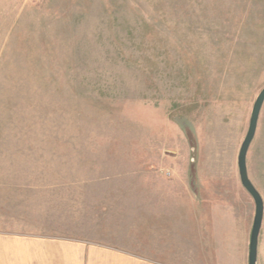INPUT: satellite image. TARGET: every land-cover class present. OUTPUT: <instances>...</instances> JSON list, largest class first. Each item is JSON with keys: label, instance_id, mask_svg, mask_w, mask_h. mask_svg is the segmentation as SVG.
Returning a JSON list of instances; mask_svg holds the SVG:
<instances>
[{"label": "rangeland", "instance_id": "374dc122", "mask_svg": "<svg viewBox=\"0 0 264 264\" xmlns=\"http://www.w3.org/2000/svg\"><path fill=\"white\" fill-rule=\"evenodd\" d=\"M263 86L264 0H0V230L84 238L187 203L157 215L247 264L237 155ZM246 167L264 204V102Z\"/></svg>", "mask_w": 264, "mask_h": 264}, {"label": "crops", "instance_id": "0c3cea01", "mask_svg": "<svg viewBox=\"0 0 264 264\" xmlns=\"http://www.w3.org/2000/svg\"><path fill=\"white\" fill-rule=\"evenodd\" d=\"M131 204L121 208H135L133 211L106 212L92 220L95 231L84 238L0 230V264H231L226 253L223 260L220 255L216 260V252L203 246L199 218L177 216L172 211L157 215L161 207L194 205Z\"/></svg>", "mask_w": 264, "mask_h": 264}, {"label": "water", "instance_id": "95a60500", "mask_svg": "<svg viewBox=\"0 0 264 264\" xmlns=\"http://www.w3.org/2000/svg\"><path fill=\"white\" fill-rule=\"evenodd\" d=\"M263 102H264V86L261 88V90L258 92L257 96L254 99L249 117L247 131L240 144L237 155V166H238V173L241 184L251 195L255 204V211H254L253 221L249 235V243H248V264H257L258 235L262 224L264 204H263L262 196L260 195L259 191L256 189V187L253 185V183L248 177L247 167H246V154L249 145L255 135L259 113Z\"/></svg>", "mask_w": 264, "mask_h": 264}]
</instances>
